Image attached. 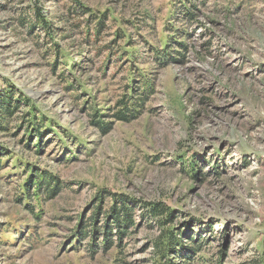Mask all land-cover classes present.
I'll use <instances>...</instances> for the list:
<instances>
[{
  "label": "rangeland",
  "instance_id": "obj_1",
  "mask_svg": "<svg viewBox=\"0 0 264 264\" xmlns=\"http://www.w3.org/2000/svg\"><path fill=\"white\" fill-rule=\"evenodd\" d=\"M179 1L44 0L43 11L56 26L75 2L106 10L100 45L123 28L130 49L146 53L144 39L154 42L167 26L188 32L179 37L188 45L183 61L163 67L152 58L130 65L124 54L120 60L108 59L106 51L96 55L81 41L83 24L55 33L61 55L82 60L84 69L74 72L77 91H70L59 77L63 64L51 66L53 46L17 21L32 0H0V86L9 81L29 96L39 117L77 138L74 145L65 139L67 148L49 133L36 154L13 132L0 133L12 152L0 168V264H155L159 229L148 222L108 250L92 253L89 238L70 246L101 188L165 202L175 211L174 225L201 220L205 239L196 264H264V0H193L198 12L192 22L175 15ZM125 45L116 43L121 50ZM134 67L153 76L146 111L131 122H113L102 135L86 112H108ZM17 158L57 174L65 186L50 200L33 197L31 205L19 192L27 176ZM190 160L203 174L183 171Z\"/></svg>",
  "mask_w": 264,
  "mask_h": 264
},
{
  "label": "trees",
  "instance_id": "obj_2",
  "mask_svg": "<svg viewBox=\"0 0 264 264\" xmlns=\"http://www.w3.org/2000/svg\"><path fill=\"white\" fill-rule=\"evenodd\" d=\"M43 1L32 0L28 15H21L17 21L20 25L27 26V29L31 31L35 28L40 34L43 33L42 37L44 36L48 40V47L53 46L52 48L55 50L53 53L57 56L55 63L51 66L55 70L59 64H63L64 67L59 77L66 89L70 91H77V78H75L74 72L76 69H84L80 63L82 60L76 61L74 58L62 56L61 50L63 48L54 42L53 35L55 33L74 31L83 24L86 31L83 33L84 36L81 41L90 47H95L96 55L106 51L108 59L115 57V59L120 60L122 59L120 55L124 54L130 65L140 61V59L145 61V59L150 58L157 66L163 67L175 60L183 61L184 51L188 48L187 43L179 38L185 36L188 33L187 30H175L172 26H167L165 32L162 33L163 36L155 39L154 42L144 39V43L147 45L146 53L135 48L130 49L133 42L123 28L114 31V38L110 42L100 45L98 43L102 40V32L108 18L106 10L92 11L88 6L75 2L74 5L65 6L64 13H61L58 19L63 25L56 26L43 11ZM175 9V15L184 19L185 22H192L196 19L198 4L193 0H180L179 4L174 6ZM170 30L177 32L175 38L170 35ZM78 32L82 33L81 30ZM36 37L39 38V35L36 34ZM124 40L127 45L121 50L122 48L116 46V43ZM140 70H136L135 67L129 68L124 90L107 108L108 112L101 114L99 108L93 107L87 110L86 115L89 117L90 125L97 128L102 135L111 130L113 122H131L146 111V102L149 96L154 93V81L153 76H150L147 70ZM8 82L4 80V86H0V133L9 134L13 132V136L20 137L19 143L21 142L27 150L34 151L36 154L43 153L49 133L55 135L54 137L61 141L63 147L69 148L65 139L73 142L74 145L77 141L75 134L61 129L50 118L39 117L36 114L35 104L29 96ZM104 117L109 118V120H105ZM46 119L49 121L47 122ZM15 120L16 123H12ZM13 128L14 130H12ZM7 149L6 145L0 143V168L4 160L11 157L12 152L7 151ZM17 155L20 156L19 153ZM70 159L71 157L63 158L65 161ZM16 162L22 166V174L27 176L23 180L19 192L23 199H27V202L31 201V205L33 197L40 203L43 200H50L65 186L64 181L49 170L32 163H23L19 158L16 159ZM197 167V160H190L183 171L191 173L193 176L203 174L202 170H197ZM96 196L95 204L89 209L91 213L85 219L80 218L77 226H75V235L71 241L75 245L70 246L75 248L82 239L89 238V247L92 253L99 249L108 250L114 241L121 243L126 235L134 231V228L143 222H148L150 223L149 226L156 224L159 229L153 242L155 264H196V255L201 251L205 239L201 234L205 228L201 220L195 223L197 229L194 230L195 224L187 226L188 223L186 222L188 221L174 225L175 211L163 201H146L124 192L108 191L102 188ZM33 209L30 206L31 213H34ZM38 215L34 214V217L38 218ZM134 217H137L138 220H135ZM225 234L223 233L222 236ZM114 237L117 240H113ZM98 239H101V242ZM223 254L224 252H221V255ZM254 264L262 263L258 260Z\"/></svg>",
  "mask_w": 264,
  "mask_h": 264
}]
</instances>
